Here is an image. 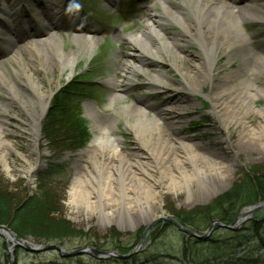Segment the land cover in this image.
Returning a JSON list of instances; mask_svg holds the SVG:
<instances>
[{"label": "rangeland", "instance_id": "obj_1", "mask_svg": "<svg viewBox=\"0 0 264 264\" xmlns=\"http://www.w3.org/2000/svg\"><path fill=\"white\" fill-rule=\"evenodd\" d=\"M163 1L0 0V64H4L0 71V218L8 221L0 225L9 227L16 238L35 248L58 244L71 251L90 245L111 251L137 247L138 236L141 238L145 228L154 219H163L147 234L134 260L127 263L91 254L62 256L56 249L31 252L16 246L3 231L0 264H264V228L258 242L233 244L230 233L215 228L209 243L192 246L184 232L165 220H176L202 234L205 230L198 228L201 226L189 223L195 220L199 225L205 221L213 206H220L222 211L229 207L228 211L237 210L238 215L249 206L237 199V185L251 179L255 193L258 185L264 188V148L253 143L242 145L240 126L226 124L209 98L220 85L250 78L257 96L246 120L250 125L262 120L264 19L246 20L244 32L249 40L243 45L236 43L240 40L236 35L226 37L216 48L212 65L205 63L201 34L193 28L200 16L192 1L170 0L174 7L182 9L191 29L186 32L178 22H168L162 32L171 42L169 48L177 49V53L169 55L164 51L167 47L158 50L160 58L140 62L128 39L146 27L151 13L163 11ZM219 1L226 7L234 5L230 8L235 14L256 6L264 15V0L237 4ZM49 36L56 38L57 50L51 44L28 46L29 42ZM221 36H225L224 32L215 28L206 33L205 39L216 41ZM84 38L92 40V48ZM226 46H231L228 52ZM59 54L66 61L74 57L73 64L62 70ZM125 61L136 62L141 69L122 70ZM154 70L162 81L151 80L149 75ZM196 75L201 80L194 91L191 85ZM113 77L120 87L108 83ZM30 80L37 83L39 92L52 93L46 111L37 120L31 115L41 112V108L27 102V92L37 99ZM78 90L83 93L78 94ZM110 95L121 96L120 101L110 106ZM60 98L69 112L60 108ZM137 108L156 119L143 126L177 144L159 142L155 157L145 155L137 133L130 128ZM68 121L78 125V130L67 129ZM99 126H113L116 142L103 140L102 145L112 149L118 144L117 149L128 161L125 168L131 163L136 172L142 173L135 163L145 164L151 175L143 177L158 191L156 195L148 188L138 189L137 182L129 183V176L135 175L119 165L111 172L105 165H92L87 177L91 182L85 187L89 193L70 195L73 179L91 167L88 151L99 134ZM80 132L85 133L83 141L79 139ZM181 143L225 163L227 178L210 170ZM169 145H176L171 153ZM165 156L168 163L155 159ZM123 182L135 189L126 194L121 188ZM111 184L116 188L112 192ZM123 199L133 200L132 205L123 206ZM28 200L31 203L19 209ZM146 201L151 203L150 209ZM145 209V213L141 212ZM259 215L258 222L264 226V211ZM15 220L16 225L26 228L25 235H18L10 227L9 222ZM53 233L61 240L40 239Z\"/></svg>", "mask_w": 264, "mask_h": 264}, {"label": "bare ground", "instance_id": "obj_2", "mask_svg": "<svg viewBox=\"0 0 264 264\" xmlns=\"http://www.w3.org/2000/svg\"><path fill=\"white\" fill-rule=\"evenodd\" d=\"M194 9L197 12V17L199 19L197 20L198 25L193 26L194 31H197V34H201L202 39V49L204 54V60L205 63H212V58L214 56V53L216 52V48H218L222 43L224 42L225 38H233V36L240 37V40L236 42L237 44H245L248 42L249 37L246 36L244 32V23L246 20L249 19H264L263 14H259V10L256 6L250 7V8H244V10L237 11V14H235L234 10L232 12V7L234 5L226 7V3H222L219 0H191ZM243 0H231V2L237 4L241 3ZM244 5H246L244 3ZM164 9L163 11L157 13V14H150L149 22L146 23V27L139 31V33L132 35L129 37L128 42L134 47V51L136 53V58L140 62L147 61L150 57H153L155 59L160 58L159 51L160 49H168L164 50L166 53L175 54L177 53V49L169 48L171 42L169 39L163 34L162 28L165 27V25L170 21H176L178 22L183 29H185L186 32H189L192 25H187L186 17L182 15V9L174 7L170 0H164L163 1ZM231 7V8H230ZM263 7V6H262ZM247 16L243 15L246 14ZM218 28V32H224L225 36L216 41L207 38L205 39L206 33H209L211 29ZM192 34V32H191ZM44 39V38H42ZM39 39L36 42H29L28 46H31L34 48L35 45H48L51 44L54 48V50H57V40L55 37L49 36L45 40ZM75 39L80 40L79 36H76ZM83 40L88 41L90 43V47L92 48V40L84 38ZM156 43V46L153 44ZM40 46V45H39ZM232 46V45H231ZM231 46H226L225 51L228 52L230 50ZM59 58L62 61V70L66 68L67 66H70L73 64L74 57L70 58L68 61L65 60L64 56L59 54ZM211 59V62H210ZM4 68V64H0V71H2ZM122 70H131L132 72H135L136 70H140L141 66L137 65L136 62H130L125 61L121 65ZM150 78L154 81H162L159 79V74L156 70L153 72H150ZM188 77H192L189 74H187ZM193 78V77H192ZM195 81L193 85H191V88L196 91L197 84L200 82V78L196 75L194 77ZM250 78L247 80H234L232 82L225 83L223 85H220L218 88L213 90L209 98L212 101L213 105L216 108V111H218L221 114V117L225 120L226 124H233L236 126H240V139L242 140V145H250L254 144L258 148L263 149L264 148V114L262 115V120H260L255 125H250L247 122V116L251 112V106L254 105L256 94L253 93L251 89V85L249 82ZM108 83L114 87H120L119 81L116 80L115 77L110 78L107 80ZM31 90L37 94V99L32 96L31 92H27L29 95L27 102L34 106L38 105L41 108V112L37 111L32 114L31 116L35 118L36 120L40 118L44 112L46 111L47 105H48V98L51 96V92H48L47 94H43L42 92H39V87L37 83L33 80H30L29 82ZM262 96L264 97V90H260ZM121 96L113 97V95H110L109 101L110 106H113L118 101H120ZM136 119L132 123H130V128L135 130V133H137L138 140L140 141V144L143 145L146 152L145 155L147 156H153L155 152V147L158 145L159 142L163 143L164 141H167L169 139H165L162 135H158V132L153 131L152 129L148 128L147 125L150 123L156 122V119H151L147 116V113L145 109L143 108H137L136 109ZM104 114V113H103ZM157 118V117H156ZM158 119V118H157ZM145 123V124H143ZM113 127V126H112ZM112 127L110 126H99V134L95 137L94 141L92 142L91 149L88 151L90 154V165L91 167H86V172L77 175L70 186V195H74L78 191H85L86 193H89V189L85 188L86 183L91 182L90 179H88L89 173L92 172L91 168L93 166H103L105 169L108 168V170L113 171V168L118 169V165L120 167H124L125 164L128 162L125 159V154H123L121 151H119L118 144L116 146L112 147V149H108L107 147H104L102 145V141L106 140L108 142H116ZM158 131L159 128L157 129ZM171 140H169L170 142ZM170 144H177L176 141H171ZM182 147L187 151L193 153L197 158L202 160V163L205 165H208L210 170H214L215 173L218 176H223L227 178V176L224 174L225 169L227 166L222 161L217 160L216 157L213 155L202 153L197 151L192 145L189 144H182ZM168 146V145H167ZM169 152L171 153L172 149H174V146L176 145H169ZM166 158L168 157H160L155 158L158 163H168L166 161ZM102 163V164H101ZM138 168L140 169L142 173L136 172L134 166H132L131 163H128L126 166L128 170L132 172L135 176H129V183L136 182L138 183L137 188L140 187L148 188L149 191L152 192V194L156 195L158 191L153 190L152 185L150 182L147 181L146 178L143 176L145 174L151 175L149 170L146 169L144 166L145 164L141 161L138 163H135ZM149 165V164H147ZM127 168L124 167L125 170ZM127 170V171H128ZM88 181V182H87ZM212 191H216L214 186H209ZM110 192L115 190L116 188L111 184L109 186ZM121 188L125 190V193L127 194L129 190L133 189L134 187L132 185H128L127 183L123 182L121 184ZM135 189V188H134ZM215 193V192H214ZM114 201V200H113ZM147 202V207H151V203L149 201ZM109 204V202H106L105 204ZM123 206L130 207L133 203V200L126 201L123 199L121 201ZM120 203V204H121ZM150 203V204H149ZM158 206V205H157ZM141 211V210H140ZM143 213L146 212V209L141 211Z\"/></svg>", "mask_w": 264, "mask_h": 264}, {"label": "trees", "instance_id": "obj_3", "mask_svg": "<svg viewBox=\"0 0 264 264\" xmlns=\"http://www.w3.org/2000/svg\"><path fill=\"white\" fill-rule=\"evenodd\" d=\"M76 92L78 94L79 93L80 94L83 93V91H80V90H78ZM61 100H62V102H61L62 106H60V108L63 107V110H65V113L69 112L70 109L65 105V103H64L62 98H60V101ZM57 101H58V98L55 99L54 104H57ZM52 121H55V119L54 120L52 119ZM73 125L76 126V128H74ZM73 125H72L71 122L68 121L65 126H66L67 129H70L71 131H75L78 128V125H76V124H73ZM79 134H80L79 135L80 141H83L85 139V137H84L85 133L84 132H80ZM256 180L259 181L261 179L256 177ZM250 181H251V179H247V180L244 181V184L237 185L238 186V189L236 190L237 191V196H238L237 199H239V198L242 199V203L241 204L252 205V204L264 201V188L260 189L262 186L258 185L260 188H258L259 189L258 193H255L254 192V188L255 187H254V185L251 186ZM30 203H31V200L30 201L28 200V201L24 202L23 204L20 205L19 209L22 206H23V208H25V206L27 204H30ZM219 207L220 206H213L212 209L208 211L209 214L206 217V220L205 221L201 220L200 221L201 223L200 224L198 223L199 225H197L194 222L195 220L190 222L189 224L190 225H194L196 227L201 226V227H198V228H202L203 230H207L211 226L213 220H215V219H217V220H219V221H221V222H223L225 224H230L233 221H235V219L238 216V211L237 210H234V212L230 211V210L228 211L229 207H227V209L223 208L224 211H222L221 208H219ZM23 208H21V210H23ZM0 211H1V208H0ZM262 211H264V208L256 211L254 213V216L252 218H250L249 220H247L242 225V227L239 228V229H236V230H231V229H226V228L223 229L224 231H227L228 233L231 234V238H232L233 244H236V242H246L248 240H253V241H256V242H258L260 240V237H259L260 236V231H261L262 228H264V226H261L260 223H262V222H258V221H259V217H260L259 213L262 212ZM2 212H4V209H2ZM17 212H18V210H17ZM215 212H216V215L214 216L213 213H215ZM211 214H212V216H210ZM2 218H0V223H5V222L8 223V221L3 220ZM16 222H17L16 220L14 221V223L9 222L10 223V227L18 235H21V236L25 235V233H27V232L24 231V230H26V228H23V227H20V226L16 225ZM38 223L39 222L37 221L36 224L38 225ZM56 234L57 233H53V234H50V235L44 234V236L42 238H40V239L47 240L48 242L60 241L61 237H56ZM37 236L40 237V236H42V234H37ZM138 238L140 239V236H138ZM209 239H210V237L208 239H206V240H198L196 238L190 237V238H188V241L191 240L192 246H195V245H204L206 243H209L210 242ZM211 242H213V241H211ZM263 242H264V239H263ZM237 244H240V243H237ZM116 247H120V246L116 245ZM131 250L132 249L129 248V247L118 248V251L120 253H127V252H130ZM134 256L135 255L131 256L128 259L123 260L122 263H127L130 260L131 261L134 260L133 259ZM196 260L200 261L199 259H196ZM196 260H194V261H196ZM114 261H117V260L115 259ZM198 261H197V263H198ZM198 264H200V262Z\"/></svg>", "mask_w": 264, "mask_h": 264}, {"label": "water", "instance_id": "obj_4", "mask_svg": "<svg viewBox=\"0 0 264 264\" xmlns=\"http://www.w3.org/2000/svg\"><path fill=\"white\" fill-rule=\"evenodd\" d=\"M264 208V201L249 205L246 210L244 212H240V214L238 215V217L236 218L235 221H233L230 224H225L222 223L220 221H214L212 223V225L202 234L190 230L188 227H185L183 225H181L178 221L170 219V218H166L165 220L171 222L172 224L176 225L180 231L184 232L187 234L188 237H194L198 240H206L210 237L212 231L215 228H226V229H231V230H236L238 228H241L242 224H244L245 221L249 220L252 215L260 210ZM163 219H154L153 222H151L144 230L141 238H140V242L139 245L135 248H133L130 252L127 253H120L118 251V248L111 250V251H107L104 249H101L99 247H95V246H85V247H78L74 250L71 251H66L64 250L60 245L58 244H49V245H45L42 247H32L30 246L28 243H26L25 241L18 239L14 236V233L12 232V230L5 226V225H0V234H4V232H6L7 234V238L10 239L16 246H21L24 249L28 250V251H35V252H42V251H46V250H51V249H56L57 251H59V253L62 256H72V255H85V254H91L94 255L96 257H101V258H114V259H120V260H125L130 258L133 255H136L140 250L141 247L143 245V242L147 236V234L152 230V228L159 222L162 221Z\"/></svg>", "mask_w": 264, "mask_h": 264}]
</instances>
